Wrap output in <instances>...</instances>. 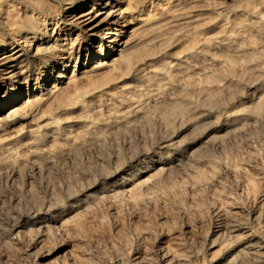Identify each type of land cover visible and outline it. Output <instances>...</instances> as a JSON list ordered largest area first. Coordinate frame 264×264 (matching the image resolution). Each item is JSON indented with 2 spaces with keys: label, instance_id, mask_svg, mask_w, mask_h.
Instances as JSON below:
<instances>
[{
  "label": "rangeland",
  "instance_id": "obj_1",
  "mask_svg": "<svg viewBox=\"0 0 264 264\" xmlns=\"http://www.w3.org/2000/svg\"><path fill=\"white\" fill-rule=\"evenodd\" d=\"M106 1L0 0V264H264V0Z\"/></svg>",
  "mask_w": 264,
  "mask_h": 264
},
{
  "label": "bare ground",
  "instance_id": "obj_2",
  "mask_svg": "<svg viewBox=\"0 0 264 264\" xmlns=\"http://www.w3.org/2000/svg\"><path fill=\"white\" fill-rule=\"evenodd\" d=\"M106 1V0H105ZM117 0H115L116 2ZM104 6H110V2L109 1H106ZM104 11V12H102ZM102 16H105L107 17L106 15V9L104 8H101V10H97L96 12H92V13H88L87 14V18L85 20L82 21V24H83V28H85L86 30H93L95 27H96V23H97V20L102 17ZM40 31L39 30H35L34 31V36L32 38L31 41H34L35 38H36V34L39 33ZM30 39V38H29ZM120 47V46H119ZM6 58H4L5 60ZM18 111V110H17Z\"/></svg>",
  "mask_w": 264,
  "mask_h": 264
}]
</instances>
